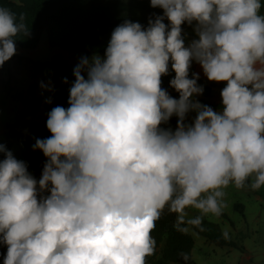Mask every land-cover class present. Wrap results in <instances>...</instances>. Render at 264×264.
Wrapping results in <instances>:
<instances>
[{
	"label": "clouds",
	"instance_id": "9594fccd",
	"mask_svg": "<svg viewBox=\"0 0 264 264\" xmlns=\"http://www.w3.org/2000/svg\"><path fill=\"white\" fill-rule=\"evenodd\" d=\"M150 7L162 15L146 26L125 19L103 56L80 58L68 107L51 109V135L33 145L45 157L39 179L0 143L3 264H146L165 210L176 231L197 235L205 216L222 214L230 185L264 186L261 0ZM21 34L30 36L24 18L0 6V67ZM193 64L224 85L217 109L198 99L205 89ZM167 76L177 97L163 87Z\"/></svg>",
	"mask_w": 264,
	"mask_h": 264
},
{
	"label": "rangeland",
	"instance_id": "374dc122",
	"mask_svg": "<svg viewBox=\"0 0 264 264\" xmlns=\"http://www.w3.org/2000/svg\"><path fill=\"white\" fill-rule=\"evenodd\" d=\"M18 2V0H9ZM90 9L99 13L103 7L124 15L126 19L147 25L149 17L162 15V10L150 7V0H87ZM261 14H264V0H261ZM188 39L195 38L192 29L184 26ZM16 46V45H15ZM16 54L0 67V143L6 146L18 160L28 165L29 172L40 178L45 157L40 151H33L37 138L44 139L51 134L47 130V114L54 107V93L57 82H74L73 70L83 52H69L60 47H50L47 32L44 30L34 49L16 46ZM103 56V54H99ZM34 62L50 64L38 69ZM192 71L200 73V79L206 80L202 70L193 64ZM43 83L46 87H40ZM168 91L175 92L168 85ZM61 89L60 93H63ZM219 93L213 90L211 101H217ZM50 100L51 103L46 101ZM226 206L219 216H205L231 245H216L192 232L181 233L175 230V216L166 210L156 222L151 233L156 241L155 253L147 257L146 264H183L175 262L172 248L177 246L189 256L188 264H264V186L252 190L246 186L237 189L230 185L225 189ZM192 215L198 214L192 210ZM194 231V229H193ZM6 246H0V264L6 254Z\"/></svg>",
	"mask_w": 264,
	"mask_h": 264
},
{
	"label": "trees",
	"instance_id": "16d2710c",
	"mask_svg": "<svg viewBox=\"0 0 264 264\" xmlns=\"http://www.w3.org/2000/svg\"><path fill=\"white\" fill-rule=\"evenodd\" d=\"M0 6L14 12L18 21L21 16L24 18L30 36H23L22 34L17 36L16 46L30 50L37 46L41 33L46 30L50 47H60L69 52H83L86 55L104 54L112 31L126 19L124 15L110 11L109 7H103L99 13H94L93 9L88 6L87 0H18L17 3L0 0ZM33 64L38 69L51 67L48 62H34ZM172 76L163 77V85H169ZM198 83L203 85L205 89L204 94L198 99L213 109H217L221 103L220 91L224 85L202 79ZM56 84L58 87L54 93V107L59 105L66 108L68 107L71 84L63 82ZM61 89H64L63 93H60ZM214 89L219 93L217 101L210 100ZM170 94L177 97L175 92ZM170 123L174 128L176 125L175 118ZM203 229V231L198 229H194V231L216 245L235 246L205 217ZM172 252L175 255V262L181 261V254L183 253L181 249L174 246Z\"/></svg>",
	"mask_w": 264,
	"mask_h": 264
}]
</instances>
